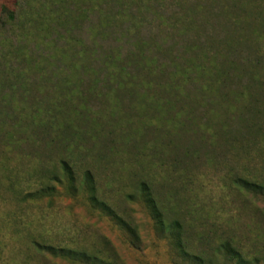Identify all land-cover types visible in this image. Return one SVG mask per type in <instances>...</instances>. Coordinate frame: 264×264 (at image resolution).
<instances>
[{
	"label": "rangeland",
	"instance_id": "obj_1",
	"mask_svg": "<svg viewBox=\"0 0 264 264\" xmlns=\"http://www.w3.org/2000/svg\"><path fill=\"white\" fill-rule=\"evenodd\" d=\"M3 20L0 264H90L36 244L116 264H264V189L235 184L264 186V0H0ZM127 42L134 74L114 67ZM61 159L73 185L50 180ZM142 182L179 228L157 225Z\"/></svg>",
	"mask_w": 264,
	"mask_h": 264
},
{
	"label": "trees",
	"instance_id": "obj_2",
	"mask_svg": "<svg viewBox=\"0 0 264 264\" xmlns=\"http://www.w3.org/2000/svg\"><path fill=\"white\" fill-rule=\"evenodd\" d=\"M98 13L101 14L102 11L99 10ZM2 14L4 17L7 18V21L8 20L11 22L18 21V13H16L15 11H11V10L7 9V7H5V6L3 7ZM121 15H122L121 10L118 9V14L116 15V17L121 16ZM105 16H106V14H105ZM5 25L6 24L3 20V25H2L3 27H0V30H4ZM132 46L133 45L131 44V42H127V44H124V46H122L121 44L119 46V48L122 49V51L126 50L128 52V55L125 58H119V57L116 58L117 63L114 64L115 65L114 67L115 68L117 67L116 69L120 70L121 73L126 72L127 70H130L131 74H134V72L139 71L141 69V67L139 65V61H138V57L139 56L141 57V54L136 53V51L133 50ZM105 56H106V54L104 55V60H105ZM104 60H102V61L99 60V62L102 63V65H106L105 68H107V70H108L109 66L107 65L106 62H104ZM97 61H98V59H97ZM59 141H60V143L62 142V140L60 138H59ZM59 170L63 171L64 176L73 185L76 178H75L74 170H73L72 166L70 165L69 161H67L65 159L59 160L58 164L55 165V170H53L54 172L51 173V176H50L51 179L50 180H54L55 182L61 181L59 176H58ZM80 183H81V186L83 188H86V189L92 191L94 194H96L95 188H94V177L90 171H87L85 173L84 181H82ZM235 184L240 189L245 190L247 192H252L255 194L260 192L262 189H264V186H260L257 183H254V182H251L248 180H244V179L236 180ZM140 186L142 188V192L144 193L145 200H146L147 204L149 205V207L153 211V215H154L155 220L157 221V225L159 227H161V229L163 231H165V230L173 231L176 228H179L180 224L177 221L174 222L172 226H166L165 225V223L162 219V213H161L155 199L153 198V195L151 194V191H150L148 184L146 182H142ZM46 189H48L50 191H54L55 187L48 185V186H46ZM42 191L43 190H37V192L35 194L27 195L25 198V201H28L30 198H33L38 194L44 193ZM91 202L93 203V205H95V207H98L99 209H101V211H105L107 213V215H110L113 218V220H115L123 229L130 231L131 233H133L132 235L134 237H136V234H134L135 229H133L131 227V225L126 220H124V218H122L120 215H118L104 201H101L99 199V197H97V195L91 196ZM180 236H181V234H172V237L176 240L178 251L183 256H187V255H189V253L187 252V249L185 248L184 242L181 240ZM223 248L227 252H229V254H231V256L233 258L239 257V254L229 244H225L223 246ZM36 249L39 251L45 250V251H49V252H53V253L55 251V252H57L56 254H59V255L61 254L62 256H65V257L70 256L72 258H76V259L82 260V261H84L86 263H90V264H116L114 261L109 262L108 260L100 258L99 254L98 255L91 254L87 250L74 251V250H66L63 248L56 249V248H53V247H50L47 245H41V244H36Z\"/></svg>",
	"mask_w": 264,
	"mask_h": 264
}]
</instances>
